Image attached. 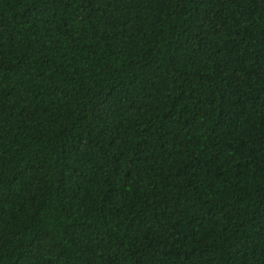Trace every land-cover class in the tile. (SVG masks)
Here are the masks:
<instances>
[{
  "label": "trees",
  "instance_id": "16d2710c",
  "mask_svg": "<svg viewBox=\"0 0 264 264\" xmlns=\"http://www.w3.org/2000/svg\"><path fill=\"white\" fill-rule=\"evenodd\" d=\"M0 264H264V0H0Z\"/></svg>",
  "mask_w": 264,
  "mask_h": 264
}]
</instances>
